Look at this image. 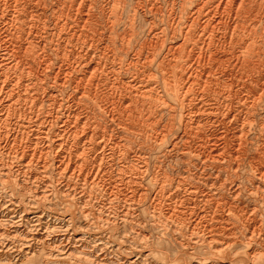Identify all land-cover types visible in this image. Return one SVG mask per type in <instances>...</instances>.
<instances>
[{"label":"bare ground","instance_id":"6f19581e","mask_svg":"<svg viewBox=\"0 0 264 264\" xmlns=\"http://www.w3.org/2000/svg\"><path fill=\"white\" fill-rule=\"evenodd\" d=\"M133 8L0 0V262L264 264V0Z\"/></svg>","mask_w":264,"mask_h":264},{"label":"rangeland","instance_id":"374dc122","mask_svg":"<svg viewBox=\"0 0 264 264\" xmlns=\"http://www.w3.org/2000/svg\"><path fill=\"white\" fill-rule=\"evenodd\" d=\"M127 1V2H126ZM122 2H124V4L126 5V7H127V9L130 11V12H132V10L134 9L133 7H135V0H122ZM136 23H137V26L139 25V30H140V35H139V38L141 39V38H143V31H145V29H147L145 26H144V23L142 22V20H141V18H137V20H136ZM142 27H141V26ZM122 30V27H120V31ZM165 123V121L163 122V124ZM159 129H161V128H159ZM172 137H170V139H171ZM170 139H168L167 141H169ZM135 142L136 143H134L136 146H137V144H141L142 142H141V140H135ZM139 142V143H138ZM168 143V142H167ZM149 145V144H148ZM160 147V148H159ZM163 145H161V146H157V148H156V154L155 153H153V152H151L150 150H146L145 149V151H147L148 153H153V154H155V155H151L150 154V156H149V158H150V161L152 162V164L154 165H158V166H160V165H162V166H164V167H166L169 171H170V173L174 176L178 171V164H177V160L176 159H174V158H170V159H168L165 163H162L161 161H163L165 158L163 157V155L161 154V152L164 150L163 149ZM162 150V151H161ZM161 151V152H160ZM160 152V153H159ZM157 154H159V155H157ZM151 156H154V157H151ZM156 156V157H155ZM158 156V157H157ZM161 156H162V158H161ZM152 158V159H151ZM158 160V162H157V160ZM159 160H160V162H159ZM166 160V159H165ZM175 162V163H174ZM170 163V164H169ZM174 164V165H173ZM177 164V165H176ZM172 165H173V167H172ZM177 166V167H176ZM170 167H171V169H170ZM176 169V170H175ZM172 171V172H171ZM72 209V208H71ZM71 211H73L74 212V210H71ZM145 213V214H144ZM67 214H69V212L67 213ZM142 215L144 216H142L144 219H146V220H148V213L145 211V212H142ZM5 262H8L7 260H4V261H1L0 263L1 264H5ZM37 262H38V260H37ZM12 264L14 263V264H16L14 261L13 262H11ZM18 264H22L21 263V261H19L18 262ZM39 264V263H38Z\"/></svg>","mask_w":264,"mask_h":264}]
</instances>
